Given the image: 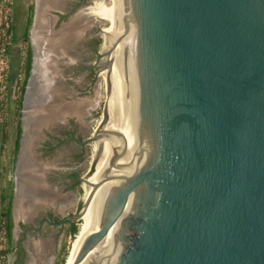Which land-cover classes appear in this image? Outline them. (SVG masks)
<instances>
[{"label": "water", "instance_id": "1", "mask_svg": "<svg viewBox=\"0 0 264 264\" xmlns=\"http://www.w3.org/2000/svg\"><path fill=\"white\" fill-rule=\"evenodd\" d=\"M114 2V36L100 57L103 119L76 141L97 144L81 178L88 198L57 225L80 221L90 205L95 211L94 231L71 264H264V0ZM64 6L36 0L34 31L53 47L87 10L54 30ZM75 36L45 60L72 56ZM40 58L19 171L28 164L35 172L26 159L52 121L54 96L42 86L36 93Z\"/></svg>", "mask_w": 264, "mask_h": 264}, {"label": "flooded vegetation", "instance_id": "2", "mask_svg": "<svg viewBox=\"0 0 264 264\" xmlns=\"http://www.w3.org/2000/svg\"><path fill=\"white\" fill-rule=\"evenodd\" d=\"M64 1L65 12L54 13V16L56 17L55 24L54 26H52L54 30H57L64 22L68 21L71 17L78 14L80 10H82L83 6L90 2V0ZM33 6L34 9L32 13L30 12L29 8L23 9L19 7L20 11L16 12L15 10H13V32L16 41L12 42L9 51L10 67L13 69V72L15 74L21 72L22 69L25 67L28 51L30 50L31 52V70L27 81L23 106L21 109V139L23 135V111L26 103L28 84L35 68L34 65H36L37 57L41 56L40 59L44 61L46 58L45 53L43 51H39L41 50L40 45L42 41L40 43L39 41H37V45H39L36 47L35 41H33L32 38L35 26L36 0ZM30 14L32 15V23L28 31L29 39L28 41H26L24 39V33L27 27L28 18ZM92 25L87 26L85 30L83 29V31L81 30V32L77 34V37L79 36V38L76 40V43L73 46L74 48L71 52L72 56L62 59L60 58L57 63L53 64L55 65L56 76L51 78V80L49 79L50 77L47 76L49 73L45 76L46 78L43 77V80L47 79V81H43V89L45 91L49 90L47 92H51L50 94H52L53 96L55 95L52 106H55V108L57 107L56 110L74 104L78 106L84 105L86 106V108H90V106L93 104L94 106L91 108L92 110L85 109L83 113L84 116H82L81 118H79L80 116L78 115V113L75 112L72 114L63 115L62 117L60 116L61 118H58V120L50 121L51 123L54 122V124H48V128L43 130L42 139L36 142L35 147L33 149L34 153L30 159L29 167H34L35 173H37L36 175L34 171H31L30 168L25 169V167H28L27 165L23 169H20V173L19 168L17 167L18 157L15 163V170L13 172L9 170L10 180L12 184H10L8 194H10L11 192L13 194V250L8 255L7 259L9 260L10 255L13 254L12 264H27L26 261L28 260V250L30 248L33 249L36 246L37 241L35 233L42 231L45 226L56 228L58 227L57 225L63 222L66 218L73 216L70 215L68 217L62 218L61 210L68 209L73 204L78 195L79 185L83 183L79 171L80 167L78 166L80 163V159L83 157V150L87 147V145H80L77 142L81 143L90 136L89 132L91 127V121L93 118V108H95L94 98L90 97L92 96L91 85L94 82L93 80L95 75L97 74V71L100 70V68L102 67V60L100 61L102 53L99 52V50L96 48L98 40L94 33V25ZM44 27H46V30L42 28V31L44 29V32H46V34L48 35L51 27L47 24ZM97 61H99L98 65H96ZM51 83H53L54 86ZM51 89H53V91H50ZM87 105L89 107H87ZM75 114H77L78 118ZM85 115L87 116V118ZM80 120L82 121V123L80 122ZM79 150H81V152H79ZM75 163H78V166L74 167ZM40 167L43 168V170L40 171ZM26 178L30 180L28 181ZM35 183L36 186L40 185V188L41 186L43 188H55L54 192L57 196V200L51 203L38 204L39 206L34 205L35 201L32 198V195L35 190ZM18 186H22L25 188L27 187L25 189L27 192H25V194H21V192H18L17 190ZM60 188H62L61 192L58 191V189ZM60 194L67 195L66 199H60ZM22 204L25 205V210L34 205L36 206V211L28 209L29 215L26 218L22 217V219L18 216V211L16 210V207ZM58 204L59 206H57ZM27 206L29 207L27 208ZM82 206L83 204L80 205L79 209H81ZM22 208L23 206H21V209ZM72 222L74 221H66L65 225H69L70 228ZM17 230H19L18 239L16 238ZM30 238L32 243L30 241Z\"/></svg>", "mask_w": 264, "mask_h": 264}, {"label": "rangeland", "instance_id": "3", "mask_svg": "<svg viewBox=\"0 0 264 264\" xmlns=\"http://www.w3.org/2000/svg\"><path fill=\"white\" fill-rule=\"evenodd\" d=\"M94 1L95 0H90V2L84 5L82 9H87L93 6ZM34 2L35 0H13V9L15 10V12L20 11L19 7L23 9H28V8L30 9V6H32ZM106 3L108 6H110L112 4V1L107 0ZM93 25H94V33L98 40L96 48L99 50V52L103 53L104 52L103 47L106 42V36L102 32V30L108 28L110 26V23L106 20H97ZM102 74H103V71L101 67L100 70L97 71V74L95 75L94 80H93L94 82L91 85L92 96L90 97L94 98L95 108L93 110V118L91 121V127H90V132H89L90 136H92V134L96 130H98L101 126V122L103 119V109H104V105L107 99V88H106L107 84H106V79H103L105 78V76L104 74L103 75ZM15 80L16 79L13 80V82L11 83V87H10V93L12 94V98H13L12 100H14V97L16 96L15 91H14ZM3 99L2 101L0 100V138H1V129L3 128L4 124H8L5 127V129L6 130L10 129V133L12 136V133L14 131V121H15L12 114L9 115V107H10L9 100H6V99L3 100ZM95 146H96V143L87 145V147L83 150V157L80 159L79 166H78V163L74 164V167L76 166L80 167L79 169L80 176L83 179L87 177V174L89 170L91 169L93 162L95 160V156H96ZM11 147H12V138H10L8 143L4 144L3 146L0 140V189L1 188L4 189L3 190L5 193L4 195L8 194L9 187L11 184L10 173H9ZM79 152H81V150H79ZM86 187L87 185L85 183H82L79 185V188H78L79 190H78V195H77L76 200L73 202V204L68 209L61 210L62 218L68 217L70 215H75L79 212L80 205L83 204L84 199H85L86 192L84 189ZM81 223H82V220L77 222V226L79 227V229H80ZM16 234H17L16 238L18 239V236H19L18 230ZM35 235H36V241H37L36 246L39 245L40 247L39 249V247L37 246L36 249L38 248V250H40L42 259L45 260L48 264H57L59 258H61V256H63L64 254L63 248H65V253L68 256L69 251L71 249V245L76 238V236L69 234V225H65V222L61 226H58L56 228L45 226L42 231L35 233ZM39 242L41 245L38 244ZM4 249H6V245H5L4 234L1 231V224H0V264H12L13 254L10 255V258L8 260L7 258H5V256L1 254V251ZM45 251H48V252H46L45 254ZM29 253H31V248L28 250V263L30 261Z\"/></svg>", "mask_w": 264, "mask_h": 264}, {"label": "bare ground", "instance_id": "4", "mask_svg": "<svg viewBox=\"0 0 264 264\" xmlns=\"http://www.w3.org/2000/svg\"><path fill=\"white\" fill-rule=\"evenodd\" d=\"M112 1V4L110 6L107 5V0H95L94 1V4L93 6L87 8L88 10L84 11L82 14H80L75 20L74 22L72 23V25L70 26V28L68 30H66V32L63 34V37H61L62 35L59 36V40L58 41H55L54 42V47L55 49L57 48L56 46L58 45V43H64L65 40H67L66 43H69L71 42V45L69 44L70 48L72 47L73 45V40L74 38L76 37L75 35H77L78 31H80L81 29L85 28L87 25L89 26L90 23L93 21V22H96L97 20H106L110 23V26L105 30V32H107L108 34H110V37H106V42L104 44V49L108 51L109 49V46H110V42L114 36V32H115V2L114 0H111ZM81 11V10H80ZM46 22H47V19L44 18L43 19V28L44 26L46 25ZM49 22V21H48ZM99 22V21H98ZM97 24V23H96ZM38 25H39V29L42 28L41 26V23L38 22ZM80 33V32H79ZM40 32L37 31H34V35H33V41H35V44H36V47L39 45H37V39L39 41V43L42 41L41 45H40V49L39 51H43L44 53H47L51 50L54 49L53 47V44H49V42L47 41V39L45 38H42V36H40ZM64 39V40H63ZM47 44V45H46ZM45 46V47H44ZM70 50V49H69ZM38 51V50H37ZM49 54V53H48ZM41 60V68H42V72H40V68H39V65L37 63V66H38V78L35 79V82H36V86H37V89H36V93L39 92V88L40 86L43 87V81H47L46 80H43V77H45L48 73L47 76H49L50 80L51 78L55 77L56 76V71H55V65H51V63H49L47 60ZM104 74V72H103ZM102 74V75H103ZM105 76V75H104ZM103 77V76H102ZM46 78V77H45ZM48 78V77H47ZM103 79H106L103 78ZM54 80V79H53ZM56 81V80H55ZM45 83V82H44ZM46 84V83H45ZM44 84V86H45ZM49 84V83H48ZM53 85V83H51ZM106 84H107V80H106ZM51 86V85H50ZM54 86V85H53ZM52 86V87H53ZM57 86V85H56ZM48 88V87H47ZM57 88V87H56ZM107 88V87H106ZM49 89V88H48ZM49 91V90H47ZM50 91H53V89H51ZM51 93V92H50ZM56 93V92H55ZM74 93V91H73ZM98 94V93H97ZM101 94V93H100ZM99 96V95H98ZM54 98H55V95H54ZM57 99V98H56ZM98 100V99H97ZM54 101V100H53ZM57 101V100H56ZM61 101V100H60ZM63 101V100H62ZM85 101V100H84ZM56 103V102H54ZM75 103V102H74ZM73 103V104H74ZM59 104V103H58ZM64 104V103H63ZM84 104V102H83ZM52 105H53V102H52ZM66 105V104H65ZM64 105V106H65ZM97 105V103H96ZM94 105L92 104L90 106V108H86V106L84 105H81V106H78L76 104L74 105H69V106H65L64 108H60L59 110H56L57 107L55 108V106H48L47 109H46V112H50V120L52 121H55V120H58V118H61L63 115H66V114H72V113H78V115L80 116L79 118H81L82 116H84V111L85 109H90L92 110L91 108L93 107ZM63 107V106H62ZM87 107H89L87 105ZM94 109V108H93ZM56 110V111H55ZM56 112V113H54ZM88 113V112H87ZM56 114V116H55ZM86 114V113H85ZM74 115V114H73ZM77 116V114H75ZM61 116V117H60ZM86 116V115H85ZM66 117V116H65ZM90 117V116H89ZM78 118V116H77ZM87 118V116H86ZM89 119V118H88ZM64 120V118H63ZM86 121V120H85ZM58 122V121H57ZM65 122V120H64ZM80 122L82 123V121L80 120ZM62 123V122H61ZM86 123V122H85ZM50 124V123H49ZM52 125L54 124L51 123ZM64 124V123H63ZM84 124V123H83ZM86 126V125H85ZM95 152H97V144L95 146ZM33 159V158H32ZM27 162L29 161L30 163V158H27L26 159ZM25 160V161H26ZM25 163V162H24ZM36 163V162H35ZM38 164V163H37ZM28 165V164H26ZM36 166V165H35ZM28 168V167H27ZM34 168V167H33ZM45 168V167H44ZM23 169V168H22ZM43 170V168L40 167V171ZM45 170V169H44ZM26 172V171H25ZM20 173H21V170H20ZM35 173V172H34ZM32 173V174H34ZM37 173H35L36 175ZM39 176V175H38ZM20 178V177H19ZM27 179V178H26ZM28 180V179H27ZM30 180V179H29ZM28 180V181H29ZM22 181V180H21ZM24 181V180H23ZM26 181V180H25ZM42 184V183H41ZM36 186V183L34 184ZM39 185V184H38ZM26 186V185H24ZM34 186V193L32 195V198L34 199L35 201V204L34 205H38V204H41V203H51V202H54L56 201L57 199V196L55 195V192H54V189H50L49 188H43L41 186V188L39 186ZM22 187V186H21ZM20 187V192L21 194H25V192H27L25 189L28 187V184H27V187ZM45 187V186H44ZM43 188V189H42ZM85 198H88V187H86L85 189ZM19 198V197H18ZM59 199V197H58ZM62 199V198H60ZM66 199V198H65ZM22 200V199H20ZM18 201V200H17ZM19 203V202H18ZM65 203V202H63ZM21 204V203H20ZM32 206L30 208H28L29 206H27L28 209H31L32 211L35 210L36 211V206ZM45 205V204H44ZM18 206V205H16ZM15 206V207H16ZM21 206H23V208L21 209ZM39 206V205H38ZM47 206V205H46ZM59 206V204L57 205ZM42 207V206H41ZM25 205L22 204L18 207H16V210L18 211V216L19 217H23V218H26L29 214L28 212V209L25 210ZM22 218V219H23ZM82 223H81V226H80V229H79V233L78 235L76 236L75 240L73 241L72 245H71V249L69 251V254L67 256V264H71V262L73 261L75 255L77 254V252L79 251L80 247L82 246L84 240L90 235L92 234V232L94 231V228H95V223H96V216H95V211L94 209L92 208V206L90 205L88 211L86 212V214L82 217ZM21 221V220H20ZM17 223V222H16ZM19 231V230H18ZM17 232V231H16ZM17 235V234H16ZM30 241H31V238H30ZM32 243V241H31ZM35 244V243H34ZM40 244V242L38 243ZM32 245V244H31ZM41 245V244H40ZM35 246V245H33ZM39 247V245H37ZM35 246L33 248V250L31 249V253H29L30 255V261L28 263V260L26 261L28 264H48L45 260L42 259V256L40 254V250H38V248L36 249ZM44 246V245H43ZM45 247V246H44ZM40 249V247H39ZM42 250V249H41ZM47 250V249H46ZM49 251V250H48ZM48 251H45V254L46 252ZM30 252V251H29ZM27 253V252H26ZM28 255V254H27ZM33 255V256H32ZM44 255V254H43ZM45 257V256H43Z\"/></svg>", "mask_w": 264, "mask_h": 264}, {"label": "trees", "instance_id": "5", "mask_svg": "<svg viewBox=\"0 0 264 264\" xmlns=\"http://www.w3.org/2000/svg\"><path fill=\"white\" fill-rule=\"evenodd\" d=\"M34 9V6H30V12L32 13ZM14 14V13H13ZM32 23V15L30 14L29 18H28V23H27V27L24 33V39L26 41H28L29 39V27ZM13 42L16 41L14 32H13ZM10 51V50H9ZM10 53V52H9ZM30 70H31V52L30 50L28 51L27 54V59H26V63H25V67L22 69L21 72H18L17 74H15L13 72V69L10 67V75H9V79H10V86H9V97L8 100L10 102V107H9V115L12 114V116L14 117L15 121H14V131L12 133H10V129H5V127L8 124H4L3 128L1 129V143L2 146L6 143H8L9 139L12 138V147H11V153H10V166H9V170L10 171H14L15 170V163L17 161V157L19 154V150H20V139H21V134H22V129H21V109L23 106V101H24V95H25V91H26V86H27V81H28V77L30 74ZM21 73L23 74V82L21 83V90L19 95L12 100V94L10 93V87H11V83L13 82L14 79H16V77L18 76V74ZM10 119V118H9ZM8 119V120H9ZM7 120V121H8ZM12 184V183H11ZM4 189H0V224H1V231L4 232V239H5V245H6V249L1 251V254L3 256H5V258L8 257V255L12 252L13 248H12V241H13V237H12V228H13V222H12V202H13V194L12 192L8 195H4ZM79 233V227L77 226V222H72L71 223V227L69 228V234L73 235V236H77ZM63 256H61V258H59L57 264H66V260H67V255L65 253V248H63Z\"/></svg>", "mask_w": 264, "mask_h": 264}, {"label": "built area", "instance_id": "6", "mask_svg": "<svg viewBox=\"0 0 264 264\" xmlns=\"http://www.w3.org/2000/svg\"><path fill=\"white\" fill-rule=\"evenodd\" d=\"M13 0H0V100L9 97L10 86V63L9 50L13 39ZM23 74L19 73L15 80L14 91L16 96L21 90V83L23 82ZM3 99V100H4ZM4 234V232H3Z\"/></svg>", "mask_w": 264, "mask_h": 264}, {"label": "crops", "instance_id": "7", "mask_svg": "<svg viewBox=\"0 0 264 264\" xmlns=\"http://www.w3.org/2000/svg\"><path fill=\"white\" fill-rule=\"evenodd\" d=\"M81 30H83V29H81ZM79 38V36L77 37V39ZM76 43V42H75ZM61 190H62V188H60V189H58V191H60L61 192ZM61 195V197L60 198H63V199H65L66 198V196L67 195H62V194H60Z\"/></svg>", "mask_w": 264, "mask_h": 264}]
</instances>
